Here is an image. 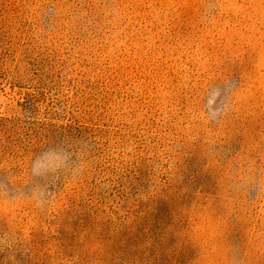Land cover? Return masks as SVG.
Wrapping results in <instances>:
<instances>
[{
  "label": "rangeland",
  "instance_id": "1",
  "mask_svg": "<svg viewBox=\"0 0 264 264\" xmlns=\"http://www.w3.org/2000/svg\"><path fill=\"white\" fill-rule=\"evenodd\" d=\"M69 145L0 264H264V0H0V181Z\"/></svg>",
  "mask_w": 264,
  "mask_h": 264
},
{
  "label": "clouds",
  "instance_id": "2",
  "mask_svg": "<svg viewBox=\"0 0 264 264\" xmlns=\"http://www.w3.org/2000/svg\"><path fill=\"white\" fill-rule=\"evenodd\" d=\"M222 110H213L208 119L222 116ZM83 168L81 153L73 146L48 148L35 155L28 167L22 188L16 186V178L5 176L0 181V198L14 200L29 199L36 207H42L49 195V185L61 176L76 175ZM240 183L247 193L264 197V167L246 163L240 176ZM15 237L11 232L0 234V252L13 247Z\"/></svg>",
  "mask_w": 264,
  "mask_h": 264
}]
</instances>
